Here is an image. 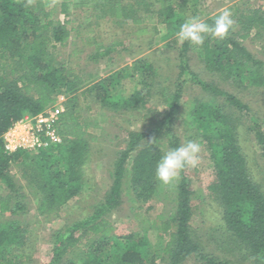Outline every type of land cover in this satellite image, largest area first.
I'll return each mask as SVG.
<instances>
[{"label": "trees", "instance_id": "16d2710c", "mask_svg": "<svg viewBox=\"0 0 264 264\" xmlns=\"http://www.w3.org/2000/svg\"><path fill=\"white\" fill-rule=\"evenodd\" d=\"M200 1L59 0L61 20L52 17L47 0H0V264L33 261L35 246L16 217L26 212L28 194L35 197L38 214L48 217L57 214L85 186L91 169V141L97 136L87 131L95 124L76 108V92L83 98L91 96L100 115L139 111L156 96L162 67L147 57L121 65L97 81L92 73L85 77L63 65L58 48L80 35L82 26L90 28L86 35L81 34L82 40L95 47L87 55L89 60L98 61L128 48L123 36L108 42L101 39L97 27L103 19L116 21L123 33L132 29L141 33L146 28L156 32L158 25L164 26L160 39L176 51L177 70L171 86L163 87L160 93L163 113L150 127L127 131L111 163L110 185L91 213L64 222L54 232L49 260L44 264H183L190 258L201 264H264V186L252 176L240 141L241 133H251L264 163L261 119L236 93L201 79L190 65L196 53L205 69L233 90L264 96V58L244 44L248 38L261 40L259 51L264 52V0H241L227 7L234 23L225 39L209 35L202 46L187 41L181 45L176 33L183 23L197 17L211 25L220 13H205ZM77 9L83 15L81 21L76 19ZM130 35L125 32V37ZM150 41L147 39V45ZM188 81L206 98L195 97L190 105L182 102ZM57 95L67 97L56 123L64 141L36 154L7 152L3 134L25 115L51 106ZM220 99L222 104L217 103ZM179 124L185 130L200 132L206 140L214 177L205 198H213L219 213L217 225L208 229L215 235L209 238L224 255L208 249L192 229L189 168L185 167L172 185L156 178L157 161L166 151L180 146ZM12 163L19 166L25 184L14 181ZM124 186L141 202L163 193L164 200H171V209L156 216L143 231L110 233L109 216L120 207ZM27 188L29 192H25ZM227 253L235 259L225 257Z\"/></svg>", "mask_w": 264, "mask_h": 264}, {"label": "rangeland", "instance_id": "374dc122", "mask_svg": "<svg viewBox=\"0 0 264 264\" xmlns=\"http://www.w3.org/2000/svg\"><path fill=\"white\" fill-rule=\"evenodd\" d=\"M241 0H201L200 6L205 13L213 14L215 12H221L227 9L235 2L240 4ZM47 5L52 11V17L63 19V15L59 13V0H47ZM76 19H82L83 15H80V10H76ZM93 27V25H91ZM133 27V25H128ZM135 27V26H134ZM86 29L84 26L80 27L81 34L86 35ZM97 30L101 31L99 36L105 41H110L118 36H123L122 42L126 47V50L119 49L112 54L101 57L98 61L87 59V55L95 51L94 44H90L82 40L81 34L69 39V42L64 47L58 48L59 58L63 61V65L67 68H71L81 74L88 76V73H92L93 81L107 76V74L117 67L125 64H131L135 59L139 57H147L151 62L159 64L161 68V78L158 80L155 86L156 96L146 105L145 108L137 111H130V114L124 113H105L100 115L99 106L95 104L88 96L83 98L79 91L76 92V108L86 118L90 125L87 129L88 132L96 135L97 137L91 141V161L90 170L84 188L80 193L71 198L67 204H65L57 214L48 217L40 216L37 212V201L32 193L28 194L25 202L27 210L25 213L18 215L21 222L28 230V235L32 244L35 246L33 251V261L29 264H44L49 260V249L53 240L54 232L64 225V222H71L77 217H84L91 213L94 204H96L103 196L104 191L111 183L109 177V171L112 166V161L115 157V151L121 147L122 140L125 138L128 130H142L150 127L158 117L165 110L164 103L161 101L160 93L163 87L171 86L172 80H174V73L177 70L176 67V51L171 48L165 47L166 41L161 40V36L165 33V28L162 25H158L156 32H150L149 28H146L143 32L139 33L137 29L126 30L125 32H131L129 37H125V32H122V28H118V24L113 20L103 19L99 23ZM134 31V32H133ZM115 32V34L113 33ZM113 33V35H112ZM92 34V32H91ZM96 36V34L93 32ZM152 38V39H150ZM158 38V39H157ZM147 39L151 40L152 46L147 45ZM157 39V40H156ZM129 41V42H128ZM157 41V42H156ZM261 40H250V38L244 41V44L248 49L256 56L264 58V52L259 51ZM164 45L163 47H161ZM157 48V50H155ZM190 61L191 69L197 73V75L208 82H215L222 89H227L236 93L243 101L247 102L252 108L251 113H255L261 119L262 130H264V96H261L252 92H244L239 90H233L232 86L227 82L218 78L215 74L209 73L196 57V53H193ZM65 58V59H62ZM160 95V97H159ZM203 97L206 95L202 90L191 82H187L185 90L183 91L182 102L186 105H190L193 98ZM67 97L64 96L62 106ZM222 100L217 101L218 104H222ZM108 115V116H107ZM177 134L180 139V145L192 140L201 144L200 160L197 167H188V177L190 181L191 194V206H192V229L199 233L202 242L207 245L208 249L213 250L215 253L224 255L223 249L216 248L215 242L210 239V236L215 235L213 231H208L210 227H215L219 222L218 208L213 198H208L207 186L209 182L213 180L214 173L212 169V162L209 157V151L207 149L206 140L197 131H188L179 124L176 127ZM197 133V134H196ZM240 141L245 152L247 154L248 165L254 179L263 182L264 186V163L258 156V148L255 145L252 134H240ZM260 164H258V163ZM20 169L16 163L11 164V173L13 174L14 181L20 184H25V180L20 176ZM125 191L122 193V203L119 208L111 212L109 216L112 222V229L110 233L115 234H128L130 232L143 231L153 219L156 218L167 208L171 209V200H164L163 193L161 196H154L147 202H141L130 191L129 187H125ZM164 188V187H163ZM165 189V188H164ZM3 190L0 189V194ZM25 192H29V188ZM171 197V196H170ZM204 201L202 202V199ZM171 212V210H170ZM169 212V213H170ZM15 217V218H16ZM145 220V222H143ZM143 224H141V222ZM208 231V232H207ZM213 233V234H212ZM210 237V238H209ZM238 253V252H237ZM225 257L233 258L227 253ZM193 258V257H192ZM158 261V260H157ZM183 264H201L195 262L193 259L186 260ZM242 264H251L250 261H243Z\"/></svg>", "mask_w": 264, "mask_h": 264}, {"label": "clouds", "instance_id": "9594fccd", "mask_svg": "<svg viewBox=\"0 0 264 264\" xmlns=\"http://www.w3.org/2000/svg\"><path fill=\"white\" fill-rule=\"evenodd\" d=\"M231 11L224 9L215 18L213 24H208L197 17L183 23L176 33L178 42L185 41L196 46H202L207 36L223 40L233 26ZM201 144L189 140L184 144L166 151L157 161L155 175L164 185H172L180 178L185 167H197L200 160ZM36 154V153H31Z\"/></svg>", "mask_w": 264, "mask_h": 264}, {"label": "built area", "instance_id": "2783aa9c", "mask_svg": "<svg viewBox=\"0 0 264 264\" xmlns=\"http://www.w3.org/2000/svg\"><path fill=\"white\" fill-rule=\"evenodd\" d=\"M63 95H57L53 104L34 115L27 114L16 121L4 134V147L7 152L25 150L38 153L64 140L56 130L59 114L63 111Z\"/></svg>", "mask_w": 264, "mask_h": 264}]
</instances>
